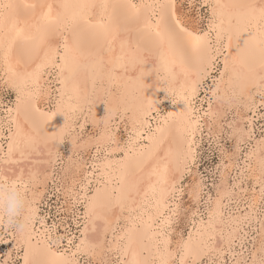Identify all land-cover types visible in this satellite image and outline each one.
I'll list each match as a JSON object with an SVG mask.
<instances>
[{"label":"bare ground","instance_id":"1","mask_svg":"<svg viewBox=\"0 0 264 264\" xmlns=\"http://www.w3.org/2000/svg\"><path fill=\"white\" fill-rule=\"evenodd\" d=\"M166 2L167 0H0V85L1 89L5 87L13 91V100L0 107V149L7 151L8 138L17 131V125L29 132L31 126L39 127L41 120L39 115H33L24 104L17 111V87L13 86L10 68L22 69L30 65L31 59L41 48L47 49L50 46L58 49L61 55L67 49L74 63L69 65L63 75L59 68L53 67L43 72L40 86L44 96L39 107L42 111L47 110L63 94V107L69 118L68 133L74 129L78 118L81 123L77 127H83L87 122L92 127V134L86 137L84 135L83 139L74 133L68 139L71 151L74 149L82 154H92L87 168V163L78 158L74 160V165L65 162V175L73 166L70 173L77 175L81 171L83 177L88 176V180H83V177L79 179L80 189L74 191L77 178L72 179L71 174L69 175L71 183L68 185L72 186L66 193L72 195L74 204L78 203L82 207L77 213L81 216L77 236L68 238H75L76 243L83 238L81 233L84 227L85 201L95 195L98 211L108 220L107 227H100L98 239L94 241L98 244L96 250L100 255L105 249L114 253L117 257L114 260L116 264H159L161 254L157 251V235L161 230V214H169L170 202L173 201L171 198L180 192V180L192 159V137L200 130L197 124L205 122L204 127L208 129L212 126V121H216L215 116H222L224 106L230 107L231 102L238 103L236 99L241 97L245 100L252 99L254 93L260 92L264 100V61L261 59L259 46L258 19L249 23L247 18L238 15L239 10L232 7L236 4L259 5L261 0H201L199 4L204 7H223L217 8L218 31L211 32L208 37L209 47L200 51L188 46L174 31L170 19L159 7ZM4 4L16 7L5 10L2 7ZM84 4H94L96 7L91 11L79 7ZM31 5L37 7L33 9ZM48 5H52L50 11ZM62 5L66 7H61ZM206 11L208 18L204 31H208L212 8L206 7ZM5 15L11 16L7 27L3 21ZM89 15L91 22L85 23L84 20ZM13 25H17L15 30ZM249 32L252 33L251 37L248 36ZM18 33L20 42L13 43ZM245 41H255V46L246 45ZM9 47L10 60L5 63L3 53ZM39 55L42 56L43 52H39ZM214 67L217 68V74L211 80L209 95L206 94L208 97H203L206 98L205 108L200 112L195 111L197 120L189 122L187 117L180 115L185 111V105L178 96L173 95V91L179 94L187 89L194 105L202 79ZM141 73H144L145 83L155 87L139 91L136 78ZM51 76L52 81L49 82ZM193 87L194 93L191 91ZM143 96L153 102L147 117L141 110ZM228 97L232 99L227 101ZM44 104H48L47 107ZM8 109L12 110L11 113ZM170 113L172 118L166 119ZM64 123V116L54 117L46 125L48 135L61 128ZM120 124L127 131V139L118 147L116 132ZM109 131L115 141L110 146ZM32 137L34 144L26 152L21 166L25 168L26 174L31 170L38 177L41 176L43 179H40V183L43 185L53 170L64 138L55 148H51V141L49 147H46L40 135L32 132ZM97 145L101 148L99 152ZM253 145V149L246 154L249 161L247 167L256 174L252 175L258 177L264 172L261 166L264 161V138L256 140ZM46 168L50 172L46 173ZM200 188L198 184L195 185L198 196ZM220 188L217 196L207 202L205 216L194 221V225L189 228L188 232L193 233V245L199 240L197 230L201 228V220L208 222L210 215L213 234L218 241L223 235L224 245H229L227 241L234 236V218L227 221L229 226H225L224 219L220 216L221 200L226 195L224 187ZM39 195L38 193L37 200ZM254 202H257V198ZM2 208L4 202L0 203V217L3 218ZM26 214L14 217L23 222ZM97 224L102 225L103 221H97ZM88 227V235L96 236L91 222ZM260 232L261 240L258 241L260 243L253 252V257H256L257 251L259 253L261 242L264 241V230L261 228ZM11 233L19 237V227L15 226V231ZM187 235L188 233L185 238ZM68 238L66 249L69 248ZM48 243L44 234L41 233L40 238L34 240L31 229H25L22 239H15L14 248L21 249L18 252V264H25L26 258L29 264H47L55 259L52 252L60 254L66 250L53 247L49 252ZM71 250L76 251L74 246Z\"/></svg>","mask_w":264,"mask_h":264},{"label":"rangeland","instance_id":"2","mask_svg":"<svg viewBox=\"0 0 264 264\" xmlns=\"http://www.w3.org/2000/svg\"><path fill=\"white\" fill-rule=\"evenodd\" d=\"M200 1L201 0L197 1L196 7H198V13L204 17L205 21H203V27L205 30L207 26L208 14L206 11V7L199 4L201 3ZM216 74L217 68L214 67L209 71V74L202 79L199 85V91L194 100L195 111L200 112L203 110V108H205L206 98L203 97H208L207 95H209L208 92L211 86V80ZM52 77L53 76H51L49 82L52 81ZM262 95L263 94H260V92H258V94L254 93L252 96L253 100L251 98L245 100L241 97L238 100L236 99L239 105L236 102H231L230 107L226 105L228 107L225 108L224 106L222 110L223 113L221 114L222 116L218 114V117L215 116V119L217 118L216 121H212V128H205V122H199L197 124V127H199L200 130L192 137V159L188 168L183 173V177L180 180V192L176 193V196L174 195L175 197L173 196L171 198V200L173 201L170 202L169 209H174V206L176 207L177 203H181L184 208H191V212L187 219L182 220L179 224H174L172 226L173 229H169V231L172 230L171 232L173 234L183 231L184 236H186L189 228L194 225V221L200 219V217L202 218L205 216V206L207 205V202L217 196L216 193L220 187H224L226 195L225 197L223 196L221 200L222 213L220 214V216L222 220L224 219L223 224L225 226L226 224L229 226V222L227 221L231 220V218H234L235 223H233V227L235 228L233 230L234 236L231 239V244L224 245V250L222 252H218L219 254L214 253L210 258L218 259L219 264H224V261H227L228 264H236L237 261L243 260H248L249 264H251V261L253 259L251 258L253 257L252 254L260 243L258 241L261 240L260 229L262 228L264 230V181H262V174H259L257 177L255 176L256 174L254 172H251L250 168L247 167L249 161L246 156L247 152L251 148L253 149L254 142L256 140H261L262 138H264V100ZM227 99H229L227 101H230L232 98L228 97ZM12 100L13 91L10 88L5 87L1 89L0 85V107L5 106L6 102H11ZM241 103L246 105V108ZM248 103L250 105L249 108ZM240 104L241 107H239ZM47 105L48 104H44V107H47ZM235 105H237V108L235 107ZM242 108H245L246 110H243ZM195 116V120H197V114H195ZM80 123V119H76L74 129L71 130L72 132L70 131V133H68L69 136L67 134L64 137L62 146L57 153L53 170L50 172L46 168V173L50 172L49 178L42 185V183H40V179L43 178L39 176V181L36 185V190L40 195L38 198L39 200H36L35 203L37 210V222L35 223V229L31 230L32 239L35 240L38 237L40 238L41 233L45 236V233L49 228L52 229V235L54 238L61 236L65 237V239L63 240H48V247L50 249H53V247L57 250H62L63 248L66 249L67 238L77 236L76 233L80 225L79 221L81 220V216L77 213L80 212V208L82 206L78 203L74 204L72 195L69 196L66 192L70 191V188L72 186H69V182L71 183V179L69 177L70 174L72 176V179L77 178L74 182L77 185L73 187L74 191H78L80 189L79 183L81 180L79 181V179L83 176L81 171H79L77 175H75V173L73 175L72 172L70 173V169L73 166H70L71 168L68 170L69 173H67L66 175L63 173L66 163L74 165V160H77V158L78 160L81 159L83 162H85V164L87 163L85 168L90 166L92 154L88 155L85 152L84 154H82L80 151H77V153L74 151V149L73 151H71V145L68 141L73 133L81 139L86 137L88 134H92V127L90 126L91 124L89 122H87V124L85 123L83 127H77ZM217 125H219L220 128H218L219 126L215 127ZM217 128L219 130H217ZM237 128L243 130L242 135H240L242 139L239 137V135H235L239 138L233 135V129L235 130ZM116 138L118 139V147L122 146L125 142V139H127V131L124 126H121V124L116 132ZM68 145L70 146V148ZM237 145H239V147H237ZM68 151H70V153ZM66 155L67 158H71H68L69 161L67 160ZM220 170L222 172H220ZM253 173L255 175H252ZM67 178L69 179L68 181ZM197 184L199 188H201L200 194L196 201L193 199L191 191ZM62 189L65 190L63 191ZM40 191H42V194L40 193ZM256 198L257 202H254ZM8 211V204L5 200L4 208H2L1 211L3 215V223H0V239H3L4 241L3 243H0V264H6V262L7 264H17L20 255V253L18 252H21V249L14 248L16 246L15 239L13 238L14 234H12L11 232L15 231V227L10 226L7 223V219L9 218ZM191 213H195L194 219L192 218ZM13 219L19 222V220H17L14 216ZM53 225H56V227L53 228ZM5 229L10 230L5 231ZM106 240H108V237L106 238ZM55 241L56 244L54 245ZM107 250L108 249H105V252H103V254L101 255L97 253L98 250L95 251V255L91 256L84 255L83 253H78L76 257L77 262L78 264H88L89 261L91 262V264H116L114 260L117 257L114 253H111L109 252V250ZM257 252L255 258L259 259L260 251L259 253ZM103 256L108 259L103 258ZM206 259L209 258L206 257Z\"/></svg>","mask_w":264,"mask_h":264},{"label":"snow or ice","instance_id":"3","mask_svg":"<svg viewBox=\"0 0 264 264\" xmlns=\"http://www.w3.org/2000/svg\"><path fill=\"white\" fill-rule=\"evenodd\" d=\"M197 0H167L166 3L160 4L159 7L165 12L171 21L174 31L184 40V42L193 48L200 51L209 47L208 37L212 31H218L217 8L223 7L221 5H205V7L212 8V17L209 19L208 31H204L203 21L204 17L197 11ZM2 7L5 10L15 8V5L4 4ZM35 9L36 5H31ZM40 7H43L41 5ZM61 7H66L62 5ZM82 9L91 11L96 7L94 4L80 5ZM135 7V5H133ZM239 10L238 15L243 18H247L249 23L252 20H257L260 25V39L259 46L261 50V59L264 61V0H261L259 5L257 4H236L232 6ZM49 11L52 5H48ZM258 12V17H257ZM47 17V13L44 14V18ZM11 20L10 15L3 17L4 25L7 27L8 22ZM85 23L91 22V16H87L84 20ZM17 25H13V30ZM23 31V30H21ZM219 35V32H218ZM248 36L251 37L252 33L249 32ZM20 42V34H17L13 43ZM246 45L251 44L255 46V41H245ZM43 52V55H39V52ZM11 47L4 50L3 59L5 63L10 60ZM74 63L68 55L67 49L63 55L59 53L58 49H52L50 46L45 49L41 48L37 51L34 58L31 59L30 65L24 66L22 69H11V75L14 80V85L17 87V111L21 104L26 105L33 115H39L41 118L39 127L33 125L29 132H25L19 125H17V131L8 138V149L3 152L0 149V203L7 201L8 208L10 209L8 225L18 226L20 229V236H13L14 239L20 240L23 237L25 229H35L36 220V207L35 203L38 197L36 185L38 184V176L29 170L26 174L25 168L21 166V161L26 158V152L30 149L34 140L32 132L41 136L46 147H49V141H51V148H55L56 144L68 134V114L63 107V94L61 99L55 103V105L49 106L45 111H42L39 107L42 97L44 96L43 89L40 86V80L44 71L49 67L59 68L60 74L63 75L68 69L69 65ZM138 90L143 92L148 88L155 87V85H148L144 80V73H141L136 78ZM22 85V87L20 86ZM25 89L27 91L25 92ZM192 93L195 92V88L191 89ZM174 96H178L185 105V111L180 115L187 117L189 122L196 119L195 108L192 103L191 96L187 89L182 93H175ZM153 107V102L148 99L147 96H143L141 99V110L145 117H147ZM11 113V109H8ZM62 115L65 118L64 125L53 131L51 135H48L46 125L53 120L54 117ZM172 118V114L166 119ZM242 129H236L233 135H242ZM109 146L115 142L111 132L108 133ZM131 143V139L129 141ZM239 147V145H237ZM101 150L97 145V152ZM17 155L19 159H17ZM262 170H264V161L261 162ZM83 180H88V176L84 175ZM262 181H264V172H262ZM90 182V181H89ZM31 185V187H30ZM242 186V185H241ZM192 196L194 199H198V193L194 187ZM78 199V198H77ZM27 204V214L24 217L23 222H18L13 219L14 215H18L16 209ZM191 208H184L181 203H177L174 209H170L167 216L161 214V230L157 235V251L160 252L159 264H219L218 259H210L214 253L222 252L224 250L225 238L221 235L219 241L214 236V227L211 222V215L208 222L201 220V228L197 230L199 237L198 243L193 245V233L188 232L187 238H185L183 231L173 234L169 229L174 224H179L182 220L189 217ZM194 219L195 213H191ZM97 221H103L102 225H98ZM94 225L92 231L97 234L90 237L88 235L89 223ZM0 223H3V218L0 217ZM83 231L81 233L82 239L79 243L75 242V238H68L69 248L64 253L57 254L52 252L51 255L55 259L48 261L47 264H78L77 254L83 253L84 255H95L98 244L94 241L98 239V233L100 227L106 228L108 225L107 217L98 211L96 203V196L87 198L85 201L83 212ZM53 228L56 225L52 226ZM10 229H5L9 231ZM46 239L53 241L54 239L63 240L65 237H53L52 229L49 228L45 233ZM3 239H0V243H3ZM231 240L227 243L230 245ZM75 247L76 251H72V247ZM261 254L259 259L253 257L251 264H264V241L261 242ZM49 252L51 249L49 248ZM209 258V259H206ZM7 264V262H6ZM18 264V262H17ZM25 264H29L27 258ZM88 264H91L89 261ZM224 264H228L224 261ZM236 264H249L248 260L237 261Z\"/></svg>","mask_w":264,"mask_h":264},{"label":"clouds","instance_id":"4","mask_svg":"<svg viewBox=\"0 0 264 264\" xmlns=\"http://www.w3.org/2000/svg\"><path fill=\"white\" fill-rule=\"evenodd\" d=\"M28 208H27V204H24L22 207L16 209V212H18V215H24L25 213H27ZM9 213H10V209H9Z\"/></svg>","mask_w":264,"mask_h":264}]
</instances>
